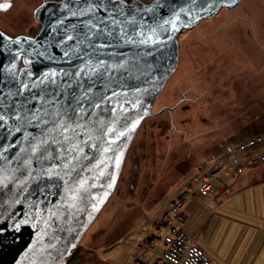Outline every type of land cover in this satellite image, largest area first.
<instances>
[{"label":"water","instance_id":"obj_1","mask_svg":"<svg viewBox=\"0 0 264 264\" xmlns=\"http://www.w3.org/2000/svg\"><path fill=\"white\" fill-rule=\"evenodd\" d=\"M240 1L130 0L136 25L123 22L120 16L117 20L122 21L118 27L131 34L132 43L124 42L118 35L97 36L96 29L86 38L85 34L90 31L87 23H98L102 15H79L92 0L88 3L85 0H45L34 11L35 20L40 23L34 35L10 36L0 29V106L14 103L23 114L28 107H39L42 103L33 97L43 96L45 91L63 90L66 96L79 97L86 93L82 106L86 113L91 112L82 121V140L89 142L84 146L87 158L81 156L78 161H72L75 171L64 180L56 176L28 178L21 191L15 182L27 177L20 171L12 172L15 160L6 171L0 172V177H9L6 186H0V264L64 263L62 256L69 253L112 191L135 128L133 125L152 113L150 107L155 95L176 67L179 33L204 17L215 15L221 8H235ZM108 7L113 5L108 3ZM74 12L78 14L72 15ZM68 36L73 39L69 40ZM101 43L111 46L95 52L90 47ZM65 52L69 55L65 56ZM99 60L112 67L105 71ZM120 64L124 66L121 68ZM80 69L84 71L75 75ZM94 69L104 73L103 78L95 75ZM51 72L57 73L55 84L40 83ZM23 85L29 87L25 89ZM18 89L20 95H17ZM89 101L100 102V107H93ZM8 123L13 133L8 135L0 129V152L8 148L5 155L22 159L29 153L20 149L28 147L26 137L35 134L37 129L23 125L20 132H15L19 122L9 120ZM9 145L14 147L9 148ZM64 162L52 159L45 167L56 166L64 175L67 171ZM31 167L38 175L40 168L35 161ZM81 182L83 188H79ZM45 185V191L38 190ZM78 188L79 191H75ZM71 195L77 196L75 207L70 206L72 201L67 198Z\"/></svg>","mask_w":264,"mask_h":264},{"label":"rangeland","instance_id":"obj_2","mask_svg":"<svg viewBox=\"0 0 264 264\" xmlns=\"http://www.w3.org/2000/svg\"><path fill=\"white\" fill-rule=\"evenodd\" d=\"M44 1L0 0V6L9 5L0 7L1 29L10 36L34 35L40 28L34 11ZM150 111L134 128L112 191L62 256L63 264H152L165 250L168 212L176 199L183 197L175 224L184 228L182 210L194 202L195 190L206 194L244 166L264 170V160L258 159L264 144L239 149L264 136V0H241L183 29L176 67ZM207 177L211 187L203 193ZM229 191L220 188L223 197ZM188 220L191 233L197 225ZM243 231L232 228L229 234L240 237ZM238 247L234 255L239 260L241 254L240 264L248 251L246 264H264L253 261L256 250H249L250 244Z\"/></svg>","mask_w":264,"mask_h":264},{"label":"snow or ice","instance_id":"obj_3","mask_svg":"<svg viewBox=\"0 0 264 264\" xmlns=\"http://www.w3.org/2000/svg\"><path fill=\"white\" fill-rule=\"evenodd\" d=\"M85 3H88V0H85ZM108 3L113 5L112 8L108 7ZM3 9H7L9 5L5 4L0 6ZM88 13L96 14L102 13L98 17V23L89 21L86 27L90 30L86 33V38L88 35H91V30L96 29L97 36H113L118 35L123 38L124 42L132 43L131 34L126 31L124 28L118 27L122 22L117 20V16L123 17L124 21L127 24L133 26L136 25L135 17L132 16L130 0H92L87 9H81L79 15H86ZM78 13L74 12L72 15H77ZM131 17V18H130ZM103 26V27H101ZM134 30V28H133ZM69 40H72V36H68ZM144 41H141L143 43ZM110 44L101 43L99 45L91 44L90 47L93 48L94 52L97 49H104L110 47ZM65 56H68L69 53L65 52ZM77 58H81L80 54H77ZM99 65L105 68V71H108L112 66L105 65L103 60L98 61ZM123 67V64L118 65ZM84 70L80 69L75 73L79 76ZM93 73L99 78H103L104 73L93 70ZM110 74V73H109ZM60 75H70L69 73H61ZM57 73L51 72L45 76V79L40 81V83H45L50 81L52 84H55ZM23 88L27 89L29 85H23ZM21 92L18 89L17 95H20ZM115 94V93H114ZM86 95V93L84 94ZM84 95L77 97L74 94L65 95L64 91L61 90L57 92L53 90L51 92H44L43 96L33 97V99L39 98L42 103L39 107L31 106L27 108V111H24L21 114L20 110L16 109L15 104H9L6 106H0V129L5 130L8 135L13 133V127L9 126V120L14 122H19L15 127V132L21 131V126L27 125L37 129V132L30 137H26L28 140V147L21 148V152H28L29 155L23 157L22 159L17 160L15 156L9 157L4 154L8 151V148L4 149V152H0V172L6 171L15 160L16 167L12 169V172L20 171L22 175H25L27 178L21 181H16L15 186L20 188L21 191L24 190V187L28 183V178L33 180H38L42 177H47L51 179L53 176L58 177L60 180H64L65 176H69L71 172L75 171V165L72 161L78 159L82 156L85 159L87 158L86 153L84 152V146L88 145L87 140H82V129L84 124L82 121L86 119V116H90L91 112H85L83 105ZM110 99V97H109ZM104 97H101V102H103ZM73 102L75 106H73ZM89 103H93L89 101ZM47 105V107H45ZM93 107L99 108L100 102L93 103ZM9 109H14L9 112ZM135 127V125H133ZM108 131H114L109 129ZM124 135V133H120ZM14 147V145H9ZM94 147V145H92ZM108 149H106L107 151ZM56 159L65 161L63 163L64 169L67 171L64 175H61L57 171L56 166L45 167L50 160ZM33 161L40 168L39 174H35V169L31 166ZM119 160H117V165ZM8 176L0 177V186H6L5 181L8 180ZM67 183V181H65ZM111 187V185H109ZM47 188L45 185L44 188H39L38 190L43 192ZM79 188H83V182L80 183ZM79 188L75 191H79ZM72 201L71 207H75V200L77 199L76 195H71L67 197ZM39 214V213H37ZM53 216L56 215L55 212L52 213Z\"/></svg>","mask_w":264,"mask_h":264},{"label":"crops","instance_id":"obj_4","mask_svg":"<svg viewBox=\"0 0 264 264\" xmlns=\"http://www.w3.org/2000/svg\"><path fill=\"white\" fill-rule=\"evenodd\" d=\"M211 186V190L206 194L195 190L196 198L192 200L194 202L190 203L187 209L182 210L183 226L191 240L207 252L211 257V264H227L226 261L228 264H240L241 254L237 260L234 251L236 245L239 246V250L246 243L251 246L249 250L253 247L256 250L253 261L264 263V170L250 171L244 166L242 172L235 173L226 183L216 188L213 184ZM227 186L230 187V193L227 197H223L220 188L224 189ZM248 188L255 191L245 194ZM191 219H194L197 227L192 228V232L189 233L190 228H186L185 223L187 220L192 222ZM208 228L210 229L206 231ZM232 228H243L244 231L240 237L238 233L233 237L229 234ZM228 234L231 241L226 244L224 256L220 257L218 252L222 249ZM242 240L243 244H240ZM249 252L244 254L242 264L247 263ZM228 257L230 259L225 260ZM223 260L225 261L222 262Z\"/></svg>","mask_w":264,"mask_h":264},{"label":"built area","instance_id":"obj_5","mask_svg":"<svg viewBox=\"0 0 264 264\" xmlns=\"http://www.w3.org/2000/svg\"><path fill=\"white\" fill-rule=\"evenodd\" d=\"M258 144H264L263 135L254 136L246 143H241L239 149H247ZM258 155L259 160H264V151ZM238 170H241V167ZM208 179L209 177H207L205 184L201 186V192L203 193H206L211 187ZM206 186L208 188H205ZM182 198L176 199L168 212L171 225L169 226V234L164 236L166 240L165 250L156 256V260L152 264H210L211 262V257L204 249L191 240L184 228L175 224L181 219L178 209L181 206Z\"/></svg>","mask_w":264,"mask_h":264},{"label":"flooded vegetation","instance_id":"obj_6","mask_svg":"<svg viewBox=\"0 0 264 264\" xmlns=\"http://www.w3.org/2000/svg\"><path fill=\"white\" fill-rule=\"evenodd\" d=\"M0 29H1V27H0ZM3 30V29H2ZM4 31V30H3ZM6 32V31H5ZM7 33V32H6ZM7 34H9V33H7Z\"/></svg>","mask_w":264,"mask_h":264},{"label":"trees","instance_id":"obj_7","mask_svg":"<svg viewBox=\"0 0 264 264\" xmlns=\"http://www.w3.org/2000/svg\"><path fill=\"white\" fill-rule=\"evenodd\" d=\"M137 126H139V124H138ZM238 142H239V141H238ZM238 142H236L235 144H237Z\"/></svg>","mask_w":264,"mask_h":264}]
</instances>
